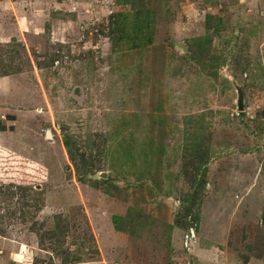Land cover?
Instances as JSON below:
<instances>
[{
  "label": "rangeland",
  "instance_id": "obj_1",
  "mask_svg": "<svg viewBox=\"0 0 264 264\" xmlns=\"http://www.w3.org/2000/svg\"><path fill=\"white\" fill-rule=\"evenodd\" d=\"M3 75L0 264H264V0H0Z\"/></svg>",
  "mask_w": 264,
  "mask_h": 264
},
{
  "label": "crops",
  "instance_id": "obj_2",
  "mask_svg": "<svg viewBox=\"0 0 264 264\" xmlns=\"http://www.w3.org/2000/svg\"><path fill=\"white\" fill-rule=\"evenodd\" d=\"M18 85V81L12 76V75H3L0 76V115L2 116V114H4V112H6L7 114H9L8 118L9 119H13L15 118L16 122H19V125H21L23 122L22 117H20V115H16L15 106L11 103V99H13L12 97L15 96L16 94V88L19 87ZM6 101V104L2 105V101ZM23 103H20L21 107H27L28 106V98L26 99L23 98ZM27 105V106H26ZM28 111H24V113H27ZM15 114V115H14ZM0 124L5 125L4 121H0ZM6 130L5 129H0V134L4 133ZM101 255L102 257H104L103 251H101ZM84 264H104L103 261H99V262H93V263H84Z\"/></svg>",
  "mask_w": 264,
  "mask_h": 264
},
{
  "label": "built area",
  "instance_id": "obj_3",
  "mask_svg": "<svg viewBox=\"0 0 264 264\" xmlns=\"http://www.w3.org/2000/svg\"><path fill=\"white\" fill-rule=\"evenodd\" d=\"M196 240V231L193 224H190L183 236V245L189 249Z\"/></svg>",
  "mask_w": 264,
  "mask_h": 264
},
{
  "label": "water",
  "instance_id": "obj_4",
  "mask_svg": "<svg viewBox=\"0 0 264 264\" xmlns=\"http://www.w3.org/2000/svg\"><path fill=\"white\" fill-rule=\"evenodd\" d=\"M237 108L239 110H242L243 109V100H242V96H241V93L240 92H239V96H238V99H237ZM103 174H105V173H103Z\"/></svg>",
  "mask_w": 264,
  "mask_h": 264
},
{
  "label": "trees",
  "instance_id": "obj_5",
  "mask_svg": "<svg viewBox=\"0 0 264 264\" xmlns=\"http://www.w3.org/2000/svg\"><path fill=\"white\" fill-rule=\"evenodd\" d=\"M0 129H5V125L0 124Z\"/></svg>",
  "mask_w": 264,
  "mask_h": 264
},
{
  "label": "bare ground",
  "instance_id": "obj_6",
  "mask_svg": "<svg viewBox=\"0 0 264 264\" xmlns=\"http://www.w3.org/2000/svg\"><path fill=\"white\" fill-rule=\"evenodd\" d=\"M47 135H48V136L50 135L49 131H47Z\"/></svg>",
  "mask_w": 264,
  "mask_h": 264
}]
</instances>
